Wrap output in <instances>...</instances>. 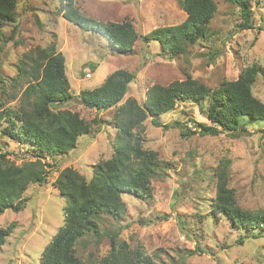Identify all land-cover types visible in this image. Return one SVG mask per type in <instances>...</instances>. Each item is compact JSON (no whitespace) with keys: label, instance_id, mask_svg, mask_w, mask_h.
<instances>
[{"label":"rangeland","instance_id":"1","mask_svg":"<svg viewBox=\"0 0 264 264\" xmlns=\"http://www.w3.org/2000/svg\"><path fill=\"white\" fill-rule=\"evenodd\" d=\"M179 1L75 0L77 9L96 21L133 23L141 37L128 54L113 47L98 30L68 22L60 9L62 0H20L16 38L20 44L8 41L12 26L5 27L0 42V86L2 79L7 82L16 77L25 53L57 40L75 96L64 108L78 112L87 122L97 119L98 123H92L90 132L79 137L70 153L54 160L46 155L43 161L54 165L55 171L48 183L29 187L23 211L7 210L0 216V229L15 224L0 247V264H38L42 251L63 226L66 198L54 185L60 172L72 168L90 180L95 166L112 157L119 142L113 121L116 109H88L79 98L84 91L98 88L112 72L124 69L136 74L124 101L133 98L142 104L153 85L191 77L217 88L223 80L235 81L243 69L259 63L263 71L253 93L264 103V0H252L251 29L243 28L244 18L237 5L217 0L209 37L190 46L186 54L174 55L144 37L156 28L176 26L186 19ZM25 83L23 79L16 84L25 87ZM19 104L17 99L7 106L17 108ZM200 105L193 100L179 102L173 111L160 116L162 124L172 126L169 130L146 121L145 147L158 153L163 171L152 181V198L141 201L132 194L124 195L125 219L101 217L102 232H119L120 239L133 249L140 245L151 264H264V232L258 239L246 238V231L232 220L212 215L215 185L211 183L218 165L229 160V186L235 190L239 206L247 211L264 209V119L242 117L234 136L198 132L186 137V129H194L193 122L210 124L208 101ZM6 126V122L0 123V155L17 165L37 160L32 148L3 134ZM94 241L87 235L79 245L80 254L88 245L96 257L106 256L109 241L104 239L98 246Z\"/></svg>","mask_w":264,"mask_h":264},{"label":"trees","instance_id":"2","mask_svg":"<svg viewBox=\"0 0 264 264\" xmlns=\"http://www.w3.org/2000/svg\"><path fill=\"white\" fill-rule=\"evenodd\" d=\"M224 1L237 5L244 18L243 28L251 29L252 0ZM19 2L0 0V42L5 27L12 26L8 41L20 44L16 39L20 29L17 20ZM179 6L187 15L181 24L156 28L144 37L145 41L159 42L164 51L174 55L186 54L190 46L208 38L211 34L209 25L218 11L217 0H180ZM60 9L68 22L82 29L98 30L120 52L132 53L140 36L129 20L102 23L83 15L75 0H62ZM66 65V57L58 51V41L54 40L45 47L25 53L18 62L16 77L1 81L0 123H7L3 134L32 148L38 156L35 161L17 165L4 154L0 155V216L7 210L23 211L26 208L24 196L29 187L48 183L55 171L54 165L43 161L46 155L54 160L55 156L70 153L79 137L90 132L92 123H98L97 119L87 122L78 112L64 108L75 99ZM261 70L262 66L255 63L243 69L237 80H223L217 88L191 77L169 85L156 84L148 89L142 104L133 98L124 101L129 85L137 77L124 69L109 74L98 88L84 91L79 98L88 109H116L113 121L119 142L114 146L112 157L95 166V175L90 180L72 168L60 172L54 185L66 198L63 226L42 251L38 264H151L140 245L133 249L120 239L119 232H102L100 222L103 216L117 221L125 219L127 207L122 197L126 194L141 201H148L153 196L152 181L163 169L158 153L145 147L146 121L150 120L155 128L169 130L172 126L162 124L160 116L173 111L179 102L193 100L203 106L208 101L206 114L210 124L193 122L194 129L187 128L184 136L198 132L203 136L222 133L234 136L242 117L264 119V103L253 93ZM23 79H26L25 87H19L16 83ZM17 99L19 107L7 106ZM229 166L230 161L225 160L213 173L212 215L232 220L246 231V238L258 239L264 232V209L247 211L239 206L236 192L229 186ZM14 228L12 223L0 229V247ZM87 235L95 238L93 244L96 246L107 239L108 254L96 257L87 245L81 255L79 245Z\"/></svg>","mask_w":264,"mask_h":264},{"label":"built area","instance_id":"3","mask_svg":"<svg viewBox=\"0 0 264 264\" xmlns=\"http://www.w3.org/2000/svg\"><path fill=\"white\" fill-rule=\"evenodd\" d=\"M87 76H88L89 78L91 77V75H90V74H88Z\"/></svg>","mask_w":264,"mask_h":264}]
</instances>
